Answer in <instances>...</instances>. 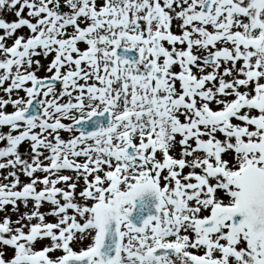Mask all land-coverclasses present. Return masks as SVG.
Segmentation results:
<instances>
[{
  "label": "snow or ice",
  "instance_id": "snow-or-ice-1",
  "mask_svg": "<svg viewBox=\"0 0 264 264\" xmlns=\"http://www.w3.org/2000/svg\"><path fill=\"white\" fill-rule=\"evenodd\" d=\"M0 13V264H264V0Z\"/></svg>",
  "mask_w": 264,
  "mask_h": 264
},
{
  "label": "bare ground",
  "instance_id": "bare-ground-1",
  "mask_svg": "<svg viewBox=\"0 0 264 264\" xmlns=\"http://www.w3.org/2000/svg\"><path fill=\"white\" fill-rule=\"evenodd\" d=\"M0 15L4 16L6 18H11V19L15 18L12 13H0ZM23 31L26 32L27 30L24 29Z\"/></svg>",
  "mask_w": 264,
  "mask_h": 264
},
{
  "label": "rangeland",
  "instance_id": "rangeland-1",
  "mask_svg": "<svg viewBox=\"0 0 264 264\" xmlns=\"http://www.w3.org/2000/svg\"><path fill=\"white\" fill-rule=\"evenodd\" d=\"M9 19H10V18H9ZM13 19H15V18H13ZM173 30H174V31H176V29H175V28H174ZM24 147H25V146H22V147H21V151H23V150H24ZM22 179H23V178H22Z\"/></svg>",
  "mask_w": 264,
  "mask_h": 264
}]
</instances>
